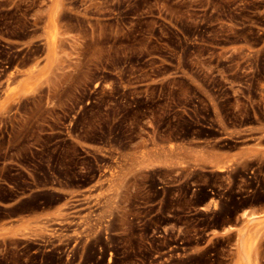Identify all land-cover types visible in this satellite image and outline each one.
I'll list each match as a JSON object with an SVG mask.
<instances>
[{"label":"rangeland","instance_id":"1","mask_svg":"<svg viewBox=\"0 0 264 264\" xmlns=\"http://www.w3.org/2000/svg\"><path fill=\"white\" fill-rule=\"evenodd\" d=\"M125 1L0 0V264H264V0Z\"/></svg>","mask_w":264,"mask_h":264},{"label":"bare ground","instance_id":"2","mask_svg":"<svg viewBox=\"0 0 264 264\" xmlns=\"http://www.w3.org/2000/svg\"><path fill=\"white\" fill-rule=\"evenodd\" d=\"M122 1H123V0H122ZM129 1H130V0H128V2H129ZM124 2H127V1L124 0ZM137 2H139V1L137 0ZM141 2L143 3L142 0H141ZM136 5H137V4H136ZM140 6H142V5H140ZM143 7H144V6H143ZM143 7H142V8H143ZM137 8H138V10H139V7H138V6H137ZM140 9H141V8H140ZM147 10H148L147 13H148V12L151 13V10H149V9H147ZM139 11H140V10H139ZM139 11H138V12H139ZM139 13H140V12H139ZM139 13H138V15H140ZM142 13H143V11H142ZM140 16H141V15H140ZM139 18H140V17H139ZM139 21H141V19H140ZM140 24H141V22H140ZM258 52H259V51H258ZM260 52H261V51H260ZM262 52H264V51H262ZM210 202H211V201H208V202H207L204 206H202L201 208H206V207H208V205L210 204ZM241 215H242V216H245V217H247V216H248V217H251V216H252V214H249V215H248V214H246V212H243ZM226 231H228V228L223 230V232H226ZM239 248H241V249L243 248V243H239Z\"/></svg>","mask_w":264,"mask_h":264}]
</instances>
